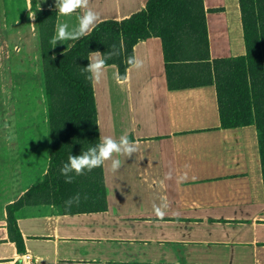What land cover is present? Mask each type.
Wrapping results in <instances>:
<instances>
[{
	"label": "crops",
	"instance_id": "crops-1",
	"mask_svg": "<svg viewBox=\"0 0 264 264\" xmlns=\"http://www.w3.org/2000/svg\"><path fill=\"white\" fill-rule=\"evenodd\" d=\"M148 1L90 0L89 6L100 22L121 21ZM55 4L0 0V264H24L27 253L36 264H264L257 127L223 128L214 85L169 89L157 37L134 47L143 68L128 67L118 81V67L105 66L102 81L92 84L99 140L127 134L139 148L118 157L123 163L116 173L110 161L103 165L106 207L100 190L89 188L100 204L86 200L83 211L28 203L14 214L24 241L19 250L8 230V207L45 180L54 153L37 10L58 13ZM204 5L211 59L246 55L239 0ZM82 12L58 13L55 30L60 23L71 30ZM77 41L53 42L52 54ZM9 135L15 139L6 140ZM162 201L169 207L161 220L153 204Z\"/></svg>",
	"mask_w": 264,
	"mask_h": 264
},
{
	"label": "trees",
	"instance_id": "trees-1",
	"mask_svg": "<svg viewBox=\"0 0 264 264\" xmlns=\"http://www.w3.org/2000/svg\"><path fill=\"white\" fill-rule=\"evenodd\" d=\"M239 6L246 55L214 60L204 0H149L144 10L127 19L98 23L59 56L52 54L58 13L37 10L54 153L45 180L8 207L10 237L21 252L24 241L14 214L22 206L49 202L76 209L86 200L98 206L99 197L88 191L95 189L101 192L102 208L106 207L103 166L76 176L72 183H65L60 168L70 154L80 155L99 143L93 85L81 68L88 65L92 52L106 54L113 45L120 55L108 60L106 66H117L121 77L130 67L126 60L134 55L135 45L157 37L163 43L169 89L214 85L223 128L256 125L264 180V0H239ZM77 194L78 203H66ZM82 208L79 211L86 209Z\"/></svg>",
	"mask_w": 264,
	"mask_h": 264
},
{
	"label": "clouds",
	"instance_id": "clouds-1",
	"mask_svg": "<svg viewBox=\"0 0 264 264\" xmlns=\"http://www.w3.org/2000/svg\"><path fill=\"white\" fill-rule=\"evenodd\" d=\"M90 0H56V9L62 16H71L77 10H83L82 15L78 18L77 26L69 30L67 23H60L56 25L54 44L66 40H79L89 33H91L100 22V15L94 11L90 6ZM33 20L35 14L30 16ZM123 45L121 44V48ZM120 55V50L113 45L112 50L105 53L99 51L92 52L88 57L89 63L86 67L81 68V73L86 74L85 78L92 84H99L104 76V69L108 60ZM126 63L134 69H141L144 67V61L133 55L129 56ZM118 81L126 79L117 75L115 77ZM7 128V123L5 124ZM6 140H14L12 135L6 136ZM139 151L138 144L129 139L127 134H123L119 139H115L110 135L100 137L99 143L90 146L87 150L82 151L80 155H69L67 162L63 163L60 168V174L65 178V183H72L76 176L84 175L85 172H91L110 161V170L116 173L122 167V161L118 157L130 158L133 154ZM74 174V175H73ZM173 173L170 170L166 174V179H172ZM187 179V175L177 177V182H182ZM194 179V177H193ZM73 202H79V194L71 198L66 203L71 205ZM169 207L167 201H162L160 205L153 204L154 214L157 218L163 219L166 215V209Z\"/></svg>",
	"mask_w": 264,
	"mask_h": 264
},
{
	"label": "built area",
	"instance_id": "built-area-1",
	"mask_svg": "<svg viewBox=\"0 0 264 264\" xmlns=\"http://www.w3.org/2000/svg\"><path fill=\"white\" fill-rule=\"evenodd\" d=\"M22 258H23L24 264H36L35 258L31 254H29V253L24 254L22 256Z\"/></svg>",
	"mask_w": 264,
	"mask_h": 264
},
{
	"label": "rangeland",
	"instance_id": "rangeland-1",
	"mask_svg": "<svg viewBox=\"0 0 264 264\" xmlns=\"http://www.w3.org/2000/svg\"><path fill=\"white\" fill-rule=\"evenodd\" d=\"M2 106L0 105V108H1Z\"/></svg>",
	"mask_w": 264,
	"mask_h": 264
}]
</instances>
